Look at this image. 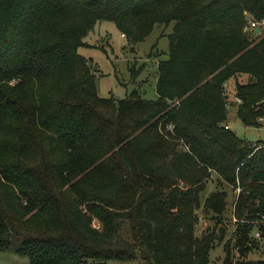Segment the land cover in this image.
I'll list each match as a JSON object with an SVG mask.
<instances>
[{
    "label": "trees",
    "instance_id": "1",
    "mask_svg": "<svg viewBox=\"0 0 264 264\" xmlns=\"http://www.w3.org/2000/svg\"><path fill=\"white\" fill-rule=\"evenodd\" d=\"M249 16L264 20V0H0V252L30 264L137 251L151 264H211L222 237L195 230L202 208L225 212L223 192L202 201L213 174L240 185L238 212L261 220L264 141L225 129L234 109L244 127H264V37L245 32ZM102 21L132 44L174 23L156 100L98 96L79 50ZM254 225L239 228L242 261L230 243L223 264H264L248 259Z\"/></svg>",
    "mask_w": 264,
    "mask_h": 264
},
{
    "label": "rangeland",
    "instance_id": "2",
    "mask_svg": "<svg viewBox=\"0 0 264 264\" xmlns=\"http://www.w3.org/2000/svg\"><path fill=\"white\" fill-rule=\"evenodd\" d=\"M247 19L246 26L249 25ZM253 20V19H252ZM174 23L170 26H157L148 39L139 44H132L130 40L120 32L113 22L102 21L97 23L93 31L84 39V46L79 53L91 61L90 68L96 76L98 96L107 99L113 96L116 100L126 98L134 91L148 100H156V86L158 82V67L169 56V36L173 33ZM259 33L252 30L250 37L260 39L264 37V25H257ZM249 76H242L239 82L248 83ZM235 81L226 84V91L230 100L234 99ZM230 116V128L239 138L255 144L264 141V127L261 129L244 127L235 116V109ZM264 124V121H263ZM223 192L226 195V208L222 216L207 214L202 208L198 211V221L195 230L196 237H203L205 231L222 237V242L217 243L211 253V264H223L227 256V249L231 243V251L236 260L242 261L237 249L236 241L241 234L239 228H248L255 224L251 230L250 241L254 250L248 255L249 260L264 259V216L260 220H250L248 211L238 212L239 200L242 189L229 186L216 174H213L207 182L202 201L210 198L213 194ZM94 226L102 228L99 220L94 221ZM245 226V227H244ZM263 227V228H262ZM262 228V230L260 229ZM252 237V239H251ZM251 246V245H249ZM0 264H30L26 257L18 255L14 250L0 252ZM109 264H151L149 257L137 251L127 262H110Z\"/></svg>",
    "mask_w": 264,
    "mask_h": 264
},
{
    "label": "built area",
    "instance_id": "3",
    "mask_svg": "<svg viewBox=\"0 0 264 264\" xmlns=\"http://www.w3.org/2000/svg\"><path fill=\"white\" fill-rule=\"evenodd\" d=\"M260 24H263V25H264V20L261 21V22H256V21L250 19V20H249V25H250V26H246V27H245V32H246L247 34H249V33L252 32L253 29L256 30V31H259V29H256V28H257V25H260ZM239 102H240V101H239ZM171 129H172V128H171ZM225 129L228 130V129H231V128H230L229 125H226V126H225Z\"/></svg>",
    "mask_w": 264,
    "mask_h": 264
},
{
    "label": "crops",
    "instance_id": "4",
    "mask_svg": "<svg viewBox=\"0 0 264 264\" xmlns=\"http://www.w3.org/2000/svg\"><path fill=\"white\" fill-rule=\"evenodd\" d=\"M229 83V82H228ZM232 106V105H231ZM229 125V124H228ZM230 126V125H229ZM232 129V128H231Z\"/></svg>",
    "mask_w": 264,
    "mask_h": 264
},
{
    "label": "water",
    "instance_id": "5",
    "mask_svg": "<svg viewBox=\"0 0 264 264\" xmlns=\"http://www.w3.org/2000/svg\"><path fill=\"white\" fill-rule=\"evenodd\" d=\"M256 33H259V31H257Z\"/></svg>",
    "mask_w": 264,
    "mask_h": 264
}]
</instances>
